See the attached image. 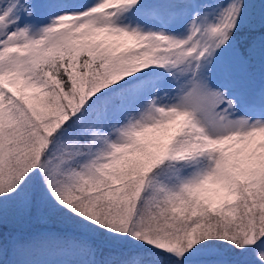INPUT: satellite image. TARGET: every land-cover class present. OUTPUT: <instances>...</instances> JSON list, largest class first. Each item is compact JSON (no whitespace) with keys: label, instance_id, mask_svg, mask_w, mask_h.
I'll return each mask as SVG.
<instances>
[{"label":"snow or ice","instance_id":"obj_1","mask_svg":"<svg viewBox=\"0 0 264 264\" xmlns=\"http://www.w3.org/2000/svg\"><path fill=\"white\" fill-rule=\"evenodd\" d=\"M0 264H264V0H0Z\"/></svg>","mask_w":264,"mask_h":264}]
</instances>
